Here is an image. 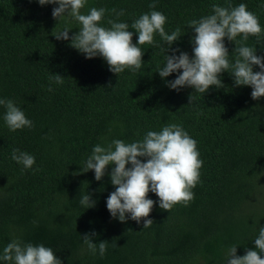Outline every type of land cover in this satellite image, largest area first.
<instances>
[{
  "label": "trees",
  "instance_id": "16d2710c",
  "mask_svg": "<svg viewBox=\"0 0 264 264\" xmlns=\"http://www.w3.org/2000/svg\"><path fill=\"white\" fill-rule=\"evenodd\" d=\"M153 2L155 9L149 7ZM240 3L262 29L259 39L250 36L246 44L264 56V0H87L81 12L106 9L101 26L110 27L109 20L128 23L134 44L132 22L152 10L162 12L165 31L179 28L182 35L172 48L191 56L189 22L212 14L213 4ZM54 7L0 0V99L12 100L33 122L31 129L10 131L0 105V253L14 238L51 247L62 264H227L232 246L238 256L256 250L254 240L264 227V97L253 100L251 87L235 86L228 72L220 77L224 87L211 86L205 94L170 89L166 81L177 73L161 78L157 72L167 47L158 33L154 44L140 46L141 69L117 76L102 57L86 59L70 40L52 35L67 27L71 37L80 27L70 18L54 19ZM224 44L231 55L235 43L225 37ZM54 74L63 77L62 84ZM171 123L197 141L203 165L194 199L168 212L150 191L147 198L156 203L139 224L112 218L106 200L115 187L107 173L114 165L101 181L92 170L81 172L92 148L114 139L136 142ZM15 148L35 157L31 169L12 160ZM87 192L96 200L93 208L80 204ZM144 219L153 224L143 228ZM91 233L93 243L108 241L103 257L84 244L82 237Z\"/></svg>",
  "mask_w": 264,
  "mask_h": 264
},
{
  "label": "clouds",
  "instance_id": "9594fccd",
  "mask_svg": "<svg viewBox=\"0 0 264 264\" xmlns=\"http://www.w3.org/2000/svg\"><path fill=\"white\" fill-rule=\"evenodd\" d=\"M38 3L41 6L58 5L52 10L54 19L70 18L80 25L71 37V29L67 27L58 33L52 32L57 40H70V46L86 59L102 57L109 71L117 76L125 69L132 73L141 69L143 50L140 46L154 44V34L158 33L167 47L165 63L157 72L161 78L177 73L174 80L166 81L170 89L179 91L191 87L194 92L205 94L211 86L217 89L224 87L220 77L223 72H228L235 86L251 87L253 100L264 97V56H258L256 47L246 44L250 36L259 39L262 29L258 17L248 11L244 3L235 7L213 4L212 14L191 20L188 24V28L194 32L191 56L172 48L182 35L179 28L171 34L165 31L167 17L162 12L152 10L132 22L131 28L138 34L134 44L128 23L109 20L110 27L101 26L106 9L93 7L87 14H82L81 9L86 6L87 0H38ZM149 7L155 9V2ZM116 15L123 16L124 11ZM225 37L236 45L231 55L224 44ZM237 37L241 38L237 40ZM254 66L259 71H254ZM52 79L57 84L63 83V77L59 74H54ZM194 99L191 94L189 104ZM0 105L6 109L3 119L10 131L33 127V122L12 100L0 99ZM199 155L197 141L181 125L171 123L160 131H148L142 140L136 142L125 143L114 139L106 145H95L81 172L92 170L95 180L101 181L107 173V166L114 165L107 174L115 191L109 194L106 207L112 218L122 223L131 219L139 224L142 218L149 216L156 203L147 198L150 191L158 196L159 207L168 212L175 205L183 203L187 206L194 199L192 189L199 182V170L203 165ZM11 158L23 169H31L35 164L33 155L18 148L12 150ZM80 204L86 209L93 208L96 200L87 192L82 195ZM152 224L151 219L143 220V228ZM94 235L85 234L83 242L93 255L98 251L103 257L108 241L93 243ZM254 243L256 250H246L243 256L237 255L236 246L230 247L226 255L227 264H264V258H261L264 255V227L259 228ZM113 246H117L116 243ZM0 261L4 264H62L51 247L24 243L17 238L3 248Z\"/></svg>",
  "mask_w": 264,
  "mask_h": 264
}]
</instances>
